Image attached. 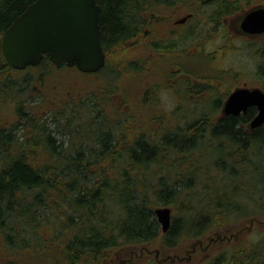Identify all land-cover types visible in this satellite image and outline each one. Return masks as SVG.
Returning a JSON list of instances; mask_svg holds the SVG:
<instances>
[{
	"label": "trees",
	"instance_id": "16d2710c",
	"mask_svg": "<svg viewBox=\"0 0 264 264\" xmlns=\"http://www.w3.org/2000/svg\"><path fill=\"white\" fill-rule=\"evenodd\" d=\"M33 1L0 0V40ZM96 2L105 64L83 74H100L108 84L94 92L96 99L73 97V107L68 103L60 115H52L53 128L44 125V114L26 106L23 86L42 80L57 65L44 54L38 65L17 70L0 51V102L13 109L22 127L20 140L14 122L0 124V264H22V259L27 264H116L127 248L159 236L157 206L171 208L170 227L161 234L165 249L214 233L226 235L249 218L264 217V123L244 127L255 107L239 115L222 113L227 92L201 98V103L211 101L208 110L180 107L149 116L156 111L153 106L161 107L156 94L164 86L151 76V98L145 89L133 110L110 106L119 91V101L126 100L121 86L110 88L115 74L106 71L112 45L124 48L142 38L138 42L144 47L150 20L186 10L190 17L207 13L205 18L219 21L264 0ZM180 37L185 41V35ZM146 43L152 58L127 61L139 77L142 70L154 74L155 55L168 61L175 48L174 41L160 42L154 35ZM59 65L69 69L64 62ZM255 74L264 83V46ZM186 87L193 84L186 82ZM202 89L195 86L200 94ZM150 117H157L154 127L147 124ZM32 254L39 257L32 259ZM202 264H264V233L256 240L243 238Z\"/></svg>",
	"mask_w": 264,
	"mask_h": 264
},
{
	"label": "rangeland",
	"instance_id": "374dc122",
	"mask_svg": "<svg viewBox=\"0 0 264 264\" xmlns=\"http://www.w3.org/2000/svg\"><path fill=\"white\" fill-rule=\"evenodd\" d=\"M264 6V2L249 8H243L241 11L224 18L219 21L213 20L205 14L187 18L183 23H175L187 14L186 10L179 13H172L167 19H155L151 22L149 35L143 38L144 47H140V43L135 39L126 43V47L112 45L109 51V64L106 71H111L115 75L114 79L109 80L110 88L120 89L126 103L120 102L121 92L119 91V99L113 100L110 104L118 106V108L133 110L136 100L143 98L144 91L149 98L153 95L147 88L149 78L160 83L164 88L157 92L156 97L159 100V107L154 112H148L151 116L158 115L161 111H171L176 108H199V110H208L211 107V101L201 103V98L225 95L227 92L238 87L254 88L258 87L264 91V83L261 82L256 72V66L259 62L260 50L264 46V32L261 34H246L239 24L244 14L256 7ZM144 35V34H142ZM156 36L160 42L170 40L175 42V48L170 52L168 61L154 57V74L152 70L144 71L142 77L138 76L135 71H129L127 67L128 60H139V57L146 58L153 56L152 52L146 47L148 46L151 36ZM185 35V41L181 39ZM155 54V53H154ZM123 59V62L121 60ZM61 65L48 69L46 77L42 80H31L29 86L25 85L24 95L26 96L25 104L34 106L36 112L44 114L43 122L48 128H53L52 123L55 116L60 115V111L69 104L72 105V98L77 97L81 100L95 98L94 92H99V86H105L108 82L104 81L100 74H83L79 73L74 67L69 69H60ZM130 67V66H129ZM42 68V67H41ZM38 68L37 70L41 69ZM131 68V67H130ZM99 75V76H98ZM112 77V78H113ZM151 79V78H150ZM188 82L193 84L192 89L183 85ZM200 85L202 93L196 92L195 86ZM30 87V89H29ZM123 88V89H122ZM143 88V89H142ZM146 89V90H145ZM81 90L78 94L77 91ZM227 97V96H226ZM226 97L220 103V111ZM118 98V96H117ZM7 100L5 104H9ZM69 103V104H68ZM56 108L54 109V107ZM158 106V105H157ZM66 107V108H67ZM114 109V108H113ZM45 111V113H43ZM164 112V113H165ZM13 109H7L0 102V124H12L13 132L16 136L22 135V127L17 123L14 117ZM54 114V117L52 116ZM147 114V115H148ZM161 114V113H160ZM158 117V116H157ZM157 117L148 118L149 126L154 127ZM59 120V119H58ZM159 120V119H158ZM162 120V118L160 119ZM245 129L250 130L249 124ZM171 209V208H170ZM160 226V225H159ZM264 233V217H252L247 219L241 225L234 229L232 233L226 235L211 234L205 238L193 240L182 244L173 249H165L161 244V234L149 243L129 247L123 251L118 258L116 264H139L142 261L170 263V264H202L214 254L229 248L231 245L237 244L242 239L256 240L258 235ZM30 235L26 234V237ZM52 255V253H51ZM50 255V256H51ZM32 259L39 256L32 254ZM22 259V264L24 263ZM42 264V261L39 260Z\"/></svg>",
	"mask_w": 264,
	"mask_h": 264
},
{
	"label": "water",
	"instance_id": "95a60500",
	"mask_svg": "<svg viewBox=\"0 0 264 264\" xmlns=\"http://www.w3.org/2000/svg\"><path fill=\"white\" fill-rule=\"evenodd\" d=\"M99 5L96 0H35L25 7L3 31L0 51L5 62L14 69L24 70L40 63L44 54L59 65L75 67L82 73H93L105 64L98 24ZM190 13L176 20L183 23ZM246 34L264 32V6L247 11L239 24ZM256 112L249 122L251 129L264 123V91L258 87H238L226 97L224 114L239 115L249 107ZM161 232L171 223V209H154Z\"/></svg>",
	"mask_w": 264,
	"mask_h": 264
},
{
	"label": "flooded vegetation",
	"instance_id": "af4514ba",
	"mask_svg": "<svg viewBox=\"0 0 264 264\" xmlns=\"http://www.w3.org/2000/svg\"><path fill=\"white\" fill-rule=\"evenodd\" d=\"M224 103V102H223ZM222 107H223V105H222Z\"/></svg>",
	"mask_w": 264,
	"mask_h": 264
}]
</instances>
